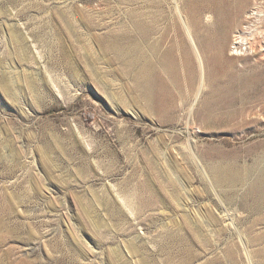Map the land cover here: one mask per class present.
<instances>
[{
  "label": "rangeland",
  "instance_id": "374dc122",
  "mask_svg": "<svg viewBox=\"0 0 264 264\" xmlns=\"http://www.w3.org/2000/svg\"><path fill=\"white\" fill-rule=\"evenodd\" d=\"M253 2L0 0V264H264Z\"/></svg>",
  "mask_w": 264,
  "mask_h": 264
},
{
  "label": "bare ground",
  "instance_id": "6f19581e",
  "mask_svg": "<svg viewBox=\"0 0 264 264\" xmlns=\"http://www.w3.org/2000/svg\"><path fill=\"white\" fill-rule=\"evenodd\" d=\"M248 1L249 0H234V4L231 5L233 14L231 12L228 14L229 22L225 26L226 28L232 26V16L238 15L241 6L247 4ZM253 5V10L250 13L248 12L245 14L246 20L243 28L238 27L235 31L232 47V52L235 55H243L247 52L250 54H257L262 48L261 39L264 38V0H254ZM219 10L220 9L216 7L215 13L218 15V20H223L221 19V13ZM225 39L226 35L222 31H220V33L216 36L217 43H222ZM223 51L224 49L221 46L219 51L214 55L213 59L206 58V61L202 60L203 66L206 62L210 77L214 74L211 69L212 63L224 64L226 62Z\"/></svg>",
  "mask_w": 264,
  "mask_h": 264
}]
</instances>
